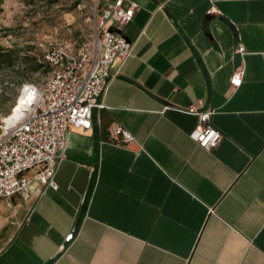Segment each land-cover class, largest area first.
I'll use <instances>...</instances> for the list:
<instances>
[{
	"label": "crops",
	"instance_id": "1",
	"mask_svg": "<svg viewBox=\"0 0 264 264\" xmlns=\"http://www.w3.org/2000/svg\"><path fill=\"white\" fill-rule=\"evenodd\" d=\"M129 1L132 54L70 129L58 188L0 198V264H264V0ZM193 108L217 147L190 137Z\"/></svg>",
	"mask_w": 264,
	"mask_h": 264
},
{
	"label": "built area",
	"instance_id": "2",
	"mask_svg": "<svg viewBox=\"0 0 264 264\" xmlns=\"http://www.w3.org/2000/svg\"><path fill=\"white\" fill-rule=\"evenodd\" d=\"M139 7L129 0H93L91 38L77 49L70 39L51 41L37 56L41 68L49 69L44 84L22 83L19 96L28 91L32 100L14 125L3 121L0 130V198L8 207H15V197L30 206L46 188H58L56 174L65 157L69 131L90 128L93 109L105 107V95L116 76L112 66L123 65L133 49L132 42L115 30L129 24ZM238 51H244L243 45ZM242 82L243 72L233 73L230 84L237 88ZM190 112L198 116L190 137L201 147H217L223 136L212 124L213 109ZM110 136L117 143L134 141V135L120 124L112 127ZM31 170L34 175L28 174Z\"/></svg>",
	"mask_w": 264,
	"mask_h": 264
},
{
	"label": "rangeland",
	"instance_id": "3",
	"mask_svg": "<svg viewBox=\"0 0 264 264\" xmlns=\"http://www.w3.org/2000/svg\"><path fill=\"white\" fill-rule=\"evenodd\" d=\"M0 47L15 48L13 67L0 69V130L20 95L23 82L43 86L49 69L18 73L24 57L36 58L51 41L70 39L77 47L94 31L93 0H3ZM2 204V201L0 200Z\"/></svg>",
	"mask_w": 264,
	"mask_h": 264
},
{
	"label": "trees",
	"instance_id": "4",
	"mask_svg": "<svg viewBox=\"0 0 264 264\" xmlns=\"http://www.w3.org/2000/svg\"><path fill=\"white\" fill-rule=\"evenodd\" d=\"M3 3V0H0V6ZM1 10V7H0ZM19 57V51L13 48H3L0 47V69L5 67H13L16 59ZM25 63L23 67H21L17 72L18 73H25L28 71H37L39 70L42 65L38 63L37 57L32 58L29 55L24 57ZM14 106V105H13Z\"/></svg>",
	"mask_w": 264,
	"mask_h": 264
},
{
	"label": "bare ground",
	"instance_id": "5",
	"mask_svg": "<svg viewBox=\"0 0 264 264\" xmlns=\"http://www.w3.org/2000/svg\"><path fill=\"white\" fill-rule=\"evenodd\" d=\"M30 100H32V95L28 91L22 93V95L17 98L16 103L14 104L10 114L5 118L4 122L8 126L14 125L20 116L21 110L26 108V105Z\"/></svg>",
	"mask_w": 264,
	"mask_h": 264
},
{
	"label": "water",
	"instance_id": "6",
	"mask_svg": "<svg viewBox=\"0 0 264 264\" xmlns=\"http://www.w3.org/2000/svg\"><path fill=\"white\" fill-rule=\"evenodd\" d=\"M115 31H116V32H120V31H119V30H117V29H116Z\"/></svg>",
	"mask_w": 264,
	"mask_h": 264
}]
</instances>
